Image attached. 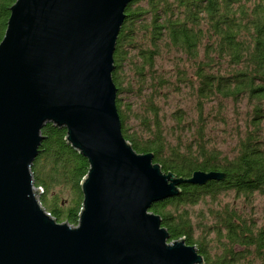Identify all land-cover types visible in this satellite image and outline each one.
<instances>
[{
	"label": "water",
	"instance_id": "obj_1",
	"mask_svg": "<svg viewBox=\"0 0 264 264\" xmlns=\"http://www.w3.org/2000/svg\"><path fill=\"white\" fill-rule=\"evenodd\" d=\"M130 0H15L0 40V264H203L183 237L167 242L151 203L182 183L136 153L120 132L112 53ZM51 123L88 164L77 223L38 202L30 166Z\"/></svg>",
	"mask_w": 264,
	"mask_h": 264
},
{
	"label": "trees",
	"instance_id": "obj_2",
	"mask_svg": "<svg viewBox=\"0 0 264 264\" xmlns=\"http://www.w3.org/2000/svg\"><path fill=\"white\" fill-rule=\"evenodd\" d=\"M14 1L0 0V40ZM123 14L110 73L122 137L136 153L150 152L163 173L224 174L203 185L182 183L176 195L151 203L148 212L159 216L167 242L183 237L203 264H264V228L233 204L216 206L227 193L245 203L264 195V0H130ZM182 90L193 97L194 109L171 111L165 136L160 101ZM242 100L249 107L244 131L226 133L233 138L227 155L216 146L210 125L223 127L222 104ZM208 102L216 114H203ZM64 135V128L45 123L29 170L33 186L41 189V207L56 222L75 226L79 181L88 164ZM197 205L212 219L201 228L214 241L194 234ZM214 247L219 253L211 255Z\"/></svg>",
	"mask_w": 264,
	"mask_h": 264
},
{
	"label": "rangeland",
	"instance_id": "obj_3",
	"mask_svg": "<svg viewBox=\"0 0 264 264\" xmlns=\"http://www.w3.org/2000/svg\"><path fill=\"white\" fill-rule=\"evenodd\" d=\"M164 68H167L168 65L166 63H162ZM164 101H160L161 104V112H163L162 116V130H164L165 136L170 133L172 120L169 116V113L175 109L179 110H186L191 111L194 109V99L193 97L185 90L180 91L179 93H172L170 92L166 96H164ZM215 105V104H214ZM212 105V106H214ZM224 104H222V116L225 119V124L223 127L221 124L217 121L213 122L211 126V135H213L215 138H217V144L216 146L229 155V148L233 143V138H229L226 133H228L231 129H236L238 133H242L244 131L243 128V121L245 118V113L248 111L249 107L248 104L245 103V100H242L241 102H237L233 104V102H226L224 108ZM217 110L216 107H211V102H208L203 109V114L214 115L216 114L215 111ZM192 114V112H189V115ZM130 126L135 128L134 123H130ZM169 128L170 130H168ZM222 131V132H221ZM223 138L222 141L219 142V139ZM170 143L172 141L170 140ZM41 192V189H40ZM38 199V196H37ZM235 205L238 210H242L246 214H250L252 218H254V221L256 223V227L264 228V195L254 194L252 196V199L245 203L241 199H234L231 193H227L224 196L218 197V201L216 203L217 207H222L224 205ZM41 206V205H40ZM216 208V207H214ZM194 210H199V212L195 211L197 213V216L194 220H192L194 225H198L199 227L197 229H194V234H204V236L209 239L210 241H214L213 235L208 234V231H203L202 226H209L210 222H212V219L207 216H205V210L204 206L197 205L193 208ZM200 211L203 212L200 213ZM211 245L215 244L216 242H211ZM219 247H214V249H210L209 253L211 255L219 253Z\"/></svg>",
	"mask_w": 264,
	"mask_h": 264
}]
</instances>
